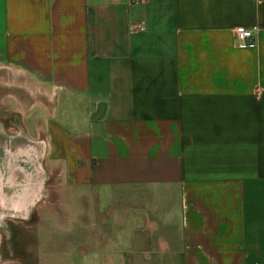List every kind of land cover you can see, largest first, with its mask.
<instances>
[{
  "label": "crops",
  "instance_id": "obj_1",
  "mask_svg": "<svg viewBox=\"0 0 264 264\" xmlns=\"http://www.w3.org/2000/svg\"><path fill=\"white\" fill-rule=\"evenodd\" d=\"M2 74L79 197L40 264H264V0H0Z\"/></svg>",
  "mask_w": 264,
  "mask_h": 264
},
{
  "label": "rangeland",
  "instance_id": "obj_2",
  "mask_svg": "<svg viewBox=\"0 0 264 264\" xmlns=\"http://www.w3.org/2000/svg\"><path fill=\"white\" fill-rule=\"evenodd\" d=\"M1 82L13 79L2 74ZM12 84L16 88L2 87L0 98V264H40L54 248L41 233L71 231L79 197L47 160L42 112L32 108L27 85L23 79ZM87 199L81 197L82 215H88Z\"/></svg>",
  "mask_w": 264,
  "mask_h": 264
},
{
  "label": "built area",
  "instance_id": "obj_3",
  "mask_svg": "<svg viewBox=\"0 0 264 264\" xmlns=\"http://www.w3.org/2000/svg\"><path fill=\"white\" fill-rule=\"evenodd\" d=\"M142 0H132L133 4L141 3ZM137 28L144 30L143 25H137ZM256 29H246L243 27H237L233 31V46L236 49L254 48L255 42L253 39V32Z\"/></svg>",
  "mask_w": 264,
  "mask_h": 264
}]
</instances>
